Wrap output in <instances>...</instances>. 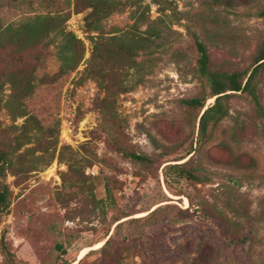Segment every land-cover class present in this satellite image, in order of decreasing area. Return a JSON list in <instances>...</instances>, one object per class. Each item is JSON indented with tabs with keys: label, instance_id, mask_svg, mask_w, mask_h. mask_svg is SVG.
Wrapping results in <instances>:
<instances>
[{
	"label": "rangeland",
	"instance_id": "obj_1",
	"mask_svg": "<svg viewBox=\"0 0 264 264\" xmlns=\"http://www.w3.org/2000/svg\"><path fill=\"white\" fill-rule=\"evenodd\" d=\"M143 4L149 5L143 23H135L134 7L102 21L105 36L136 30L140 36L151 37L146 33L149 27L159 30L156 45L137 52L136 61L145 67L139 83L130 82L132 89L118 94L109 108V101L103 102L106 92L85 74L92 49L90 36L95 35L86 32L83 18L88 9H75L74 0H0V30L37 14L59 13L68 15L65 30L84 45L82 60L66 73L60 72L53 45L22 50L0 45V131L8 141L38 132L40 141L47 138L57 143L48 165L33 171L17 166L4 178L10 205L0 216V264H61L69 255H60L55 246L68 242L85 246L77 257L80 264H98L99 247H91L104 242L113 216L122 212L141 216L165 204L176 206L166 216L174 214L179 223L171 225L174 219L165 217L159 226L145 231L160 264H264V139L244 94L232 93L229 115L194 155L209 180L206 184L182 181L174 186L182 195L175 196L157 169L183 157L195 140V113L181 104L204 88L195 74L197 52L192 34L206 46L213 69L250 71L264 40V0H235L232 7L211 0H174L175 11L165 13L169 15L166 24L158 21L162 13L156 4L151 0ZM132 72L128 71L129 76ZM259 82L264 106V65ZM11 95L16 99H9ZM212 102L213 98L208 99L206 105ZM19 105L26 116H17ZM31 142L15 154V161L19 154L26 157L40 146L39 141ZM62 146L90 158L93 164L80 172L68 171L57 159ZM126 153L152 158V170ZM233 159L252 172L244 175L232 170ZM229 176L241 178L236 192L250 214L242 232L248 241L242 249L233 250L237 261L230 260L225 249L230 233L223 234L217 220L200 218L185 197L191 196L194 204L199 197L212 201ZM106 183L115 208L104 210L99 202ZM111 246L113 250L120 246L116 237ZM91 250L94 254L79 259L83 251ZM128 262L141 264L133 255Z\"/></svg>",
	"mask_w": 264,
	"mask_h": 264
},
{
	"label": "trees",
	"instance_id": "obj_2",
	"mask_svg": "<svg viewBox=\"0 0 264 264\" xmlns=\"http://www.w3.org/2000/svg\"><path fill=\"white\" fill-rule=\"evenodd\" d=\"M151 1L158 6L162 13V16L158 17V21L165 23V17H169L165 13L175 11L174 0ZM234 1L211 0V3L232 7ZM143 2L144 0H74L75 9L89 10L83 18L86 32L95 33L90 36L92 49L85 74L96 79L98 86L106 92L107 97L103 102L109 101V108H112V99L118 94L132 89L133 86L130 85V82L139 83L145 67L143 63L136 61L137 52L156 45L159 30L149 27L146 33L151 37L140 36L136 30L120 36H105L102 33V21L127 7H134L137 14L135 23H143L146 12L149 10V5L143 4ZM67 19L68 15L59 13L37 14L18 25L9 24L0 30V45L6 44L21 50L37 44L53 45L54 56L60 62V72L72 71L83 58L84 45L72 32L65 30L64 24ZM192 38L197 52L195 74L204 82V88L197 95L182 100L181 104L188 111L195 113V140H191L183 157L167 161L164 166L157 168L161 169L166 189L175 196L182 195L181 190L174 188L182 181L191 184H206L209 181L194 155L200 147L209 141L213 129L229 115L228 102L232 93H241L247 97L258 123L259 135L264 139V106L259 92V78L264 65V40L256 50L250 71L226 73L212 68L206 46L196 34H192ZM124 63L125 65H123ZM130 70L133 72L129 76L128 71ZM119 73L120 76L117 75ZM212 98L213 102L206 105L207 100ZM9 99L16 98L11 95ZM7 104L11 105V100H8ZM18 108L20 113L17 116H26L22 106L19 105ZM32 140L39 141L40 146L26 157L19 154L18 160L15 161V154L23 146L32 143ZM40 140L41 137L37 132L32 135L23 133L8 141L0 131V216L7 213L10 205L9 188L4 182L6 174L13 173V169L17 166L24 167L29 171L37 170L48 165L54 158L52 151L57 144L56 140L47 138L43 141ZM30 149L27 148V150ZM125 155L150 171L152 170L154 165L152 158L135 153H126ZM28 157L31 159L28 160ZM230 157L234 158L235 154L230 153ZM57 159L59 162L65 163L70 172H80V169L93 164L90 158L80 155L69 146L60 148ZM231 165L232 170L242 171L244 175L252 172L250 167H239L235 159L231 161ZM240 182V177L229 176L220 187V192L218 191L212 196V201L199 197L194 204L191 196H185L189 206L195 208V212L200 218L206 221L217 220L220 223V229L224 231L223 234L230 233V237H225L227 239L225 240V249L232 261H237L233 250L242 249L248 241V236L242 232L250 214L242 195L236 192V187L240 185ZM104 190L105 196L99 203L104 210L115 208L114 199L107 183ZM172 208H176V206L165 204L153 210L148 209L147 213L141 216H134L130 212H122L118 216H113L109 224V228L112 227V230L107 231L103 238L104 243L96 250L101 256L98 264H129L130 255L138 257L141 264H160L152 248L151 238L145 231L151 227L159 226L165 217L174 219L171 220V225L179 223L180 219L174 218V214L166 216L167 211ZM104 210H102V214L105 217ZM114 237L119 241L120 246L113 250L111 244ZM55 248L60 255H69V258L63 260L61 264L75 262L80 264L81 260H78L77 257L85 246L75 247L68 242L66 245L57 244ZM94 252V250L89 251L84 255V258L91 256ZM4 254L8 259L10 258V253L6 249Z\"/></svg>",
	"mask_w": 264,
	"mask_h": 264
},
{
	"label": "bare ground",
	"instance_id": "obj_3",
	"mask_svg": "<svg viewBox=\"0 0 264 264\" xmlns=\"http://www.w3.org/2000/svg\"><path fill=\"white\" fill-rule=\"evenodd\" d=\"M102 245V242L96 243L95 245H93V247L91 248H98ZM85 254V251H83L80 255H79V259L82 258ZM74 264V263H73Z\"/></svg>",
	"mask_w": 264,
	"mask_h": 264
},
{
	"label": "water",
	"instance_id": "obj_4",
	"mask_svg": "<svg viewBox=\"0 0 264 264\" xmlns=\"http://www.w3.org/2000/svg\"><path fill=\"white\" fill-rule=\"evenodd\" d=\"M213 100H214V99H213ZM103 243H104V242H102V244H103ZM76 263H77V262H76ZM76 263H75V264H76Z\"/></svg>",
	"mask_w": 264,
	"mask_h": 264
}]
</instances>
